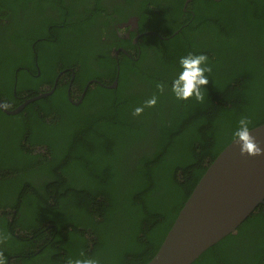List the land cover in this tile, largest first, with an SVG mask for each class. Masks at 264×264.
Segmentation results:
<instances>
[{
  "label": "trees",
  "instance_id": "trees-1",
  "mask_svg": "<svg viewBox=\"0 0 264 264\" xmlns=\"http://www.w3.org/2000/svg\"><path fill=\"white\" fill-rule=\"evenodd\" d=\"M185 1L0 0L2 104L54 88L0 110L6 264H147L238 120L264 124V0ZM133 16L137 45L113 29ZM188 53L199 100L171 91ZM192 264H264V203Z\"/></svg>",
  "mask_w": 264,
  "mask_h": 264
},
{
  "label": "water",
  "instance_id": "water-1",
  "mask_svg": "<svg viewBox=\"0 0 264 264\" xmlns=\"http://www.w3.org/2000/svg\"><path fill=\"white\" fill-rule=\"evenodd\" d=\"M116 85L114 81L106 88L115 89ZM53 89L24 100L13 110H7L0 100V110L6 115H15L27 104L50 95ZM85 92L86 89L78 103ZM250 131L264 149V124ZM263 203L264 155H241L239 144L232 140L201 176L147 264H192L220 240L235 234Z\"/></svg>",
  "mask_w": 264,
  "mask_h": 264
},
{
  "label": "clouds",
  "instance_id": "clouds-1",
  "mask_svg": "<svg viewBox=\"0 0 264 264\" xmlns=\"http://www.w3.org/2000/svg\"><path fill=\"white\" fill-rule=\"evenodd\" d=\"M207 55L188 53L179 58L180 71L173 78L171 83V91L176 99L187 100L189 97L201 99V87L207 85L208 77L206 72L211 69L207 65ZM156 104V97L153 96L146 102V105L151 107ZM143 111V107H136L134 114L139 115ZM250 120L247 117H241L238 120V128L233 133L234 142L239 144L241 155L261 156L264 155L262 149L257 143L255 137L251 135ZM0 264H6V258L0 253ZM67 264H99L95 258H69Z\"/></svg>",
  "mask_w": 264,
  "mask_h": 264
},
{
  "label": "flooded vegetation",
  "instance_id": "flooded-vegetation-1",
  "mask_svg": "<svg viewBox=\"0 0 264 264\" xmlns=\"http://www.w3.org/2000/svg\"><path fill=\"white\" fill-rule=\"evenodd\" d=\"M108 1V0H107ZM192 0H190L189 2H191ZM110 2V1H109ZM189 2H186L185 1V4H184V7H187V5H188V3ZM113 29H114V31H115V33H116V35L118 36V37H120V38H122V39H124V40H130L131 41V43H133V44H136L137 45V40L141 37V35H139L138 34V21H137V18L136 17H129V18H126V21L125 22H122V23H120V24H116V25H114L113 26ZM132 34H134V37L133 38H131V36H132ZM123 53V54H126L127 55V53L125 52V50H123L122 49V47L121 46H118V44H114V47L111 49V55H112V57H114L115 59H117V57H118V55L120 54V53ZM115 81L117 82V80L115 79ZM113 83H114V81H113ZM112 83V84H113ZM111 84V85H112ZM110 85V86H111ZM104 88H106V87H108V86H103ZM116 87H117V85H116ZM106 89H108V88H106ZM116 89V88H115ZM115 89H113V90H115ZM70 93H69V90H68V95H69ZM71 95V94H70ZM77 95H79L80 96V98H81V96L83 95V92H82V94H77ZM77 95L75 96V95H73V96H70L69 97V100L70 101H72V100H74V104L76 105V104H79L78 102H79V100L78 101H76L75 99H76V97H77ZM83 99V98H82ZM24 102V101H23Z\"/></svg>",
  "mask_w": 264,
  "mask_h": 264
}]
</instances>
